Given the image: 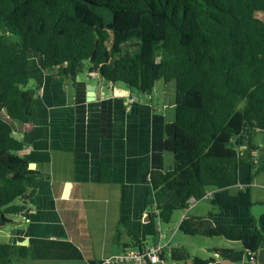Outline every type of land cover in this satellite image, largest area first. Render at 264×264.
I'll use <instances>...</instances> for the list:
<instances>
[{
    "label": "trees",
    "instance_id": "1",
    "mask_svg": "<svg viewBox=\"0 0 264 264\" xmlns=\"http://www.w3.org/2000/svg\"><path fill=\"white\" fill-rule=\"evenodd\" d=\"M32 52L54 77L94 74L139 95L175 81V120L163 142L173 170L144 180L174 192L182 209L234 185L229 167L243 161L231 140L245 125L264 136V0H0V230L25 209L41 178L15 137L36 111L38 88L28 87ZM177 210L157 207L144 236L154 240L157 223L169 224ZM178 231L238 245L248 263L264 244L255 226L234 232L206 217L185 218ZM29 256L26 247L0 242V264ZM168 257L172 264L211 263L182 248L161 259Z\"/></svg>",
    "mask_w": 264,
    "mask_h": 264
},
{
    "label": "crops",
    "instance_id": "2",
    "mask_svg": "<svg viewBox=\"0 0 264 264\" xmlns=\"http://www.w3.org/2000/svg\"><path fill=\"white\" fill-rule=\"evenodd\" d=\"M29 70L38 81L36 111L15 137L23 144L20 155L41 178L25 209L9 216L10 224L0 230V242L29 251L30 256L16 264H111L110 257L124 249L157 241L168 252L171 238L163 242L162 223H157L154 240L143 234L149 216L167 203L181 212L174 232L185 218L206 217L212 225L234 232L255 226L264 236L260 131L245 125L231 140L243 161L229 167L234 185L210 190L182 209L174 192L153 190L144 180L150 172L173 170V155L163 142L166 125L175 120L174 80L157 82L149 95H139L124 85L109 88L94 74L67 80L54 77L55 70H44L43 64L41 70L29 64ZM89 85L94 88L91 98ZM206 249L201 259L210 264H251L238 245ZM252 264H264V244Z\"/></svg>",
    "mask_w": 264,
    "mask_h": 264
},
{
    "label": "rangeland",
    "instance_id": "3",
    "mask_svg": "<svg viewBox=\"0 0 264 264\" xmlns=\"http://www.w3.org/2000/svg\"><path fill=\"white\" fill-rule=\"evenodd\" d=\"M29 64L32 67H35L36 69L41 70L42 69V57L38 53H35V52L30 53L29 54ZM36 85H38V81L30 75V70H29L28 87L35 88ZM118 85H122V84H118ZM180 215H181V212L175 213L173 215L172 221L169 224L160 225V231H161L160 236H163L165 238L163 242L171 238L168 251L169 249L176 250L177 248L183 246V248L184 247L186 248L185 250L187 251L188 254L194 257L199 256L200 258L205 259L206 253L209 252L207 251L206 248H211L212 246L214 247V246H217L218 244H223V243L227 244V242H225L221 238L209 239V238H202L198 236H184L179 231L174 232L175 222L178 220ZM167 260L171 262L169 257L167 258Z\"/></svg>",
    "mask_w": 264,
    "mask_h": 264
},
{
    "label": "built area",
    "instance_id": "4",
    "mask_svg": "<svg viewBox=\"0 0 264 264\" xmlns=\"http://www.w3.org/2000/svg\"><path fill=\"white\" fill-rule=\"evenodd\" d=\"M93 75V74H92ZM108 87H112L107 83ZM164 247L159 241L149 246L131 247L111 256L109 263L111 264H167L161 259L164 253ZM254 259H250L249 263H253Z\"/></svg>",
    "mask_w": 264,
    "mask_h": 264
},
{
    "label": "water",
    "instance_id": "5",
    "mask_svg": "<svg viewBox=\"0 0 264 264\" xmlns=\"http://www.w3.org/2000/svg\"><path fill=\"white\" fill-rule=\"evenodd\" d=\"M80 75V74H79ZM88 96H89V98H91L92 97V94H94V88H93V86H88ZM28 169H30V170H33L34 169V165L33 164H28Z\"/></svg>",
    "mask_w": 264,
    "mask_h": 264
}]
</instances>
